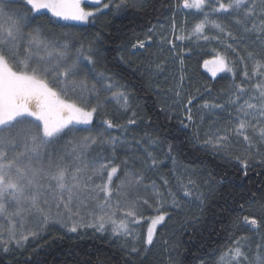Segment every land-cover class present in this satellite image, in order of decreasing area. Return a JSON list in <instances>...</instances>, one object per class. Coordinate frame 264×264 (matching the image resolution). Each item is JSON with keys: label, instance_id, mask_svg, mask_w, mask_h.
<instances>
[{"label": "snow or ice", "instance_id": "snow-or-ice-1", "mask_svg": "<svg viewBox=\"0 0 264 264\" xmlns=\"http://www.w3.org/2000/svg\"><path fill=\"white\" fill-rule=\"evenodd\" d=\"M165 6L160 0V8ZM175 7L184 23L177 25L174 12L171 38L164 25H152L144 39L137 37L128 56L139 52L144 59L133 67L124 40L113 57L104 32L93 29L100 17L110 16L102 27L114 25L119 33L129 13L159 12L157 0H0V264L9 254L15 264H46L43 245L24 253L52 225L77 235L88 229L100 236L110 232L109 242L124 254L117 264H148L158 244L168 264H182L174 234L164 237L160 230L183 215L184 231H195L210 197L227 201L234 195L244 210L232 221L238 234L214 264H264V182L256 188L243 183L254 164L264 166V0H177ZM189 16L195 21L190 28ZM156 37L167 49L151 51ZM184 41L201 52L210 47L213 58L203 66L213 79L231 76L227 89L205 99L196 113L197 97L185 92V58L192 49ZM169 57L179 63V79L175 72L164 77L171 84L164 95L184 111L177 118L171 105L159 108L167 121L178 119L167 127L175 143H167L161 159L155 152L161 136L151 117L147 125L156 134L145 131L133 139L129 126L138 124L137 113L119 124L112 111L128 113L131 106L121 65L152 88ZM195 91L211 97L213 89ZM155 94L160 96L161 85ZM185 142L219 161L223 174L215 184L203 177V169L175 171L174 153ZM119 147L126 152L117 164ZM169 159L176 190L167 177L158 184L149 175ZM225 184L229 190L219 191ZM193 257L194 264H207Z\"/></svg>", "mask_w": 264, "mask_h": 264}, {"label": "trees", "instance_id": "trees-1", "mask_svg": "<svg viewBox=\"0 0 264 264\" xmlns=\"http://www.w3.org/2000/svg\"><path fill=\"white\" fill-rule=\"evenodd\" d=\"M166 5L160 8V0H157V8H160L159 12H149L147 16L144 14L129 13V18L123 20V26L119 33L115 32L114 25L108 24L106 27H102L106 24L108 17H100L97 26L93 31L101 29L104 35L107 37L105 41V47L110 48L112 56H116V46L124 40L127 43L125 49V56L132 62L133 67H141L144 57L138 52L135 56H128V53L132 51L131 45L139 37L144 39L147 29L152 25H160L162 23L168 24V34L171 32V20L173 13L175 12V19L177 25H182L181 17L177 13L175 7L177 0H163ZM195 21L191 16L188 17V26H192ZM80 27H85L81 25ZM171 37V35H170ZM180 44L179 41L176 42ZM203 44L204 42L201 41ZM184 46L190 47L192 53L185 58L184 72L186 79L185 92H191L197 99L193 103V112L196 113L199 106L204 103L205 99H212L222 89H227L231 76L227 79L222 78L225 74H221L213 79L209 74L202 70V63L205 59L213 58V52L210 47H206L204 52H201L194 43L190 44L188 41H184ZM206 53V54H205ZM111 59V57H110ZM174 65L173 71L176 73L177 80L179 79V65ZM122 75L124 79L122 83H126L128 90L132 94L130 111L128 113H117L112 111V115L117 117L116 122L119 124H126L127 119L131 116V112L137 113L138 124L131 125L128 136L133 139H141L148 131L151 135H155L152 128L147 125L148 118L151 117L154 121L153 127L157 128L161 136V145L155 149L159 158H164L166 152L167 143H175L167 135V127L169 123L171 126L178 124V119H173L171 122L164 118V113L159 111L162 104L168 106L171 105L174 108V115L177 118H181L183 114V107L181 105H172L173 97L169 94L165 97L164 92L171 86L168 82V86L162 85L158 78L154 79L152 88H149L147 83L141 80L140 75L133 74L132 68L121 65ZM239 71V70H238ZM170 72V73H171ZM169 76V74H168ZM239 76L237 79L239 80ZM161 85V94L157 96L155 94L156 85ZM205 86L212 87L213 91L211 97L207 94L200 96L196 93V88L203 89ZM185 96V100H186ZM198 119V117H197ZM159 124H164L165 128H159ZM209 122L206 121L203 125V130H208ZM114 135L119 134V130H112ZM203 134V131L202 133ZM192 135V131H189V136ZM126 149L124 147L117 148L116 163L119 164L125 157ZM177 159V165L186 167L189 171L195 169L200 172L203 169V177L213 179L214 184L219 180L223 174V167L219 161L214 159L211 155L203 156L197 154L192 149L191 145L185 144L179 151L174 153ZM241 154V153H238ZM203 162V163H202ZM229 172H232L231 168H228ZM209 172H214V177H209ZM152 179H155L158 184H162L161 177H167L173 190H176V177L173 176V165L171 160H167L165 165H162L158 172L149 174ZM225 179H231L230 176H226ZM261 182H264V166L253 165L250 172V179L243 181L246 188H256ZM236 184L241 183L240 180H236ZM219 191H228V185L218 186ZM239 191V189H237ZM239 198L233 196V199L225 201L224 199L209 198L208 207L205 209L203 216L200 217L198 223L194 225L195 231L189 227L188 231H184L182 227L183 215L173 216V219L169 220L166 228L160 230V235L168 237L173 235V242L177 244L176 253L179 255L176 257L182 264H194L193 254L203 257L207 264H214V261L219 257L221 251L225 250L232 239L238 234L234 228L232 221L244 212L240 208ZM193 211L199 215V212L193 208ZM146 227V225H145ZM63 237L62 239L60 237ZM82 237V238H81ZM110 232L104 236L93 232L88 229L82 231L79 235L68 233L66 230L61 229L58 225L50 226L49 230L42 235V237L35 241L29 242V247L25 251L24 255H27L31 251L32 247H36L38 244L43 245L41 249V256L45 259L46 264H117V261L124 259V254L119 251L116 243L109 242ZM191 237V239H190ZM258 236L253 237V241L258 240ZM159 240V236H158ZM254 247V244H253ZM191 249V252L187 251ZM174 253V255L176 254ZM15 264V260L12 254H9L8 259H3V264ZM131 264V262H130ZM148 264H168L167 254L163 252L162 246L158 244L157 248L152 254V258Z\"/></svg>", "mask_w": 264, "mask_h": 264}, {"label": "rangeland", "instance_id": "rangeland-1", "mask_svg": "<svg viewBox=\"0 0 264 264\" xmlns=\"http://www.w3.org/2000/svg\"><path fill=\"white\" fill-rule=\"evenodd\" d=\"M85 6H86L88 9H93V8L95 7L94 5H91V4H87V5H85ZM185 11H187V10H185ZM177 13H179V17H181V21L184 23V21H185V16L183 15V13L180 12V11H177ZM160 25H164V29H163V31L166 32V33H168V24H166V23H162V24H160ZM160 25H157V27L159 28ZM190 27H191V26H189V28H190ZM170 35H171V32H170ZM170 35H169V36H170ZM144 38H145V37H144ZM170 38H171V37H170ZM158 39H159L158 37L154 38V42H153L152 45H151V51H153V52H158L160 47H163V48H165V49H167V47H168V45H166V44H165V45H160V44L158 43ZM141 51H143V50H141ZM210 59H212V58H210ZM175 64H176V62H175L171 57H169V62H168L167 70H166L165 73H163L161 76L157 77L158 80L162 83V85H166V86H168V82L165 81L164 77H165V76H168V74H170V72L173 71V68H175V66H174ZM177 65H179L178 61H177ZM209 67H211V65H210ZM202 70L211 76L210 72L207 71V70L204 68L203 63H202ZM221 74H223V73L218 74V76L221 75ZM211 77H212V76H211ZM212 78H213V77H212ZM185 169H187V168H186V167H182V166H178V165H177L175 171H176L177 173H181V172H183Z\"/></svg>", "mask_w": 264, "mask_h": 264}]
</instances>
